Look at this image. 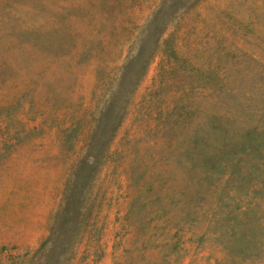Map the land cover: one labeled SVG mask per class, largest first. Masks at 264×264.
<instances>
[{
    "label": "rangeland",
    "instance_id": "1",
    "mask_svg": "<svg viewBox=\"0 0 264 264\" xmlns=\"http://www.w3.org/2000/svg\"><path fill=\"white\" fill-rule=\"evenodd\" d=\"M0 264H264V0H0Z\"/></svg>",
    "mask_w": 264,
    "mask_h": 264
}]
</instances>
